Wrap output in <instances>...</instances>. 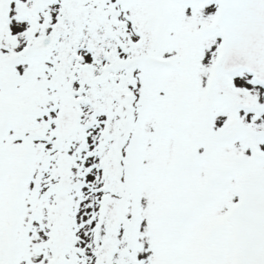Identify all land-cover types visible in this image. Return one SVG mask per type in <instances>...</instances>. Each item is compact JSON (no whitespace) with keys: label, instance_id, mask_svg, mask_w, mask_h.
I'll list each match as a JSON object with an SVG mask.
<instances>
[{"label":"snow or ice","instance_id":"1","mask_svg":"<svg viewBox=\"0 0 264 264\" xmlns=\"http://www.w3.org/2000/svg\"><path fill=\"white\" fill-rule=\"evenodd\" d=\"M0 264H264V0H0Z\"/></svg>","mask_w":264,"mask_h":264}]
</instances>
